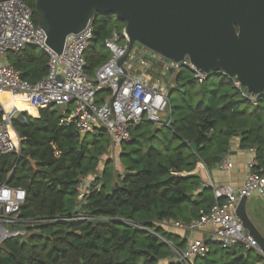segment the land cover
Masks as SVG:
<instances>
[{
	"label": "trees",
	"instance_id": "trees-1",
	"mask_svg": "<svg viewBox=\"0 0 264 264\" xmlns=\"http://www.w3.org/2000/svg\"><path fill=\"white\" fill-rule=\"evenodd\" d=\"M25 2L39 25L35 0ZM93 25L94 39L85 54L89 76L110 57L105 40L126 28L125 22L113 23L112 17L100 14ZM9 57L21 78L32 84L48 73L49 56L43 51L28 46ZM163 71L161 64L154 63L151 74L162 79ZM173 72L166 77L175 75L176 81L183 70ZM233 79L210 74L187 112L175 118L169 101L165 121L163 117L160 124L144 120L133 127L130 141L123 145L134 148L120 155L124 172L111 183L95 177L102 186L83 204L85 220L68 218L78 206V181L97 175L101 157L109 149L105 131L82 136L74 125H62L61 111L54 108L41 109L39 118L27 114L24 120L14 118L13 128L23 140L21 153L0 154V186L25 190L26 201L17 222L10 226L11 231L24 234L0 243V264H185L175 259L172 246L182 250L186 241L181 230L170 225L189 224L216 204L209 188L202 191L201 178L195 173L198 164L211 171L238 138L242 148L256 150V170H264V93L256 96L254 104ZM170 88L174 86L167 88L168 100ZM218 254V248L210 247L205 258L192 263L264 264L261 254L242 246L221 257Z\"/></svg>",
	"mask_w": 264,
	"mask_h": 264
},
{
	"label": "built area",
	"instance_id": "built-area-1",
	"mask_svg": "<svg viewBox=\"0 0 264 264\" xmlns=\"http://www.w3.org/2000/svg\"><path fill=\"white\" fill-rule=\"evenodd\" d=\"M93 39L94 25L90 23L81 33L68 37L64 50L59 55L48 46L47 36L35 24L33 10L25 0L0 3V94L9 92L14 96H24L40 109L53 106L66 109L74 105V109L63 112L60 123L74 125L82 136L104 130L109 137L110 147L118 149L130 141L133 127L144 120L160 124L161 116L169 110L167 87L160 78L151 74L154 63L163 66L162 73L187 68L201 84L207 79L208 74L199 71L188 58L181 63H174L139 45L130 49L126 28L122 34L113 32L105 40L104 46L110 52V57L96 70L94 76H89L86 73L85 54ZM28 46H35L49 56L48 73L36 84L23 80L20 72L3 60L7 54L21 52ZM122 60L124 62L121 64ZM233 81L240 91H244L236 78ZM104 91L110 93L109 97H100L99 103L97 96ZM243 96L252 103H257L256 96H252L247 90L243 92ZM15 113L8 112L0 100L1 155L21 153L20 144H16L11 136ZM250 152L253 157L247 165L249 173L241 188L233 190L202 182V188L214 190L217 203L208 213H203L199 219L189 224L176 222L170 225L188 233L209 228L207 241L184 236V249L172 246L177 261L193 264L195 258H205L210 252V244L219 245L224 250L242 246L245 251L259 252L257 242L248 235L236 216V209L243 198L249 199L256 194L264 197V170H256V150L250 148ZM219 168H233L228 155L222 159ZM196 170L207 168L199 163ZM101 186L94 177H81L76 185L78 206L75 215L68 219H87L81 213V208ZM220 200H224V204L219 203ZM25 201V190L11 188L7 184L0 186V232H4L3 235L0 234L2 242L12 236L24 234L22 231H11L10 226L17 222Z\"/></svg>",
	"mask_w": 264,
	"mask_h": 264
},
{
	"label": "water",
	"instance_id": "water-1",
	"mask_svg": "<svg viewBox=\"0 0 264 264\" xmlns=\"http://www.w3.org/2000/svg\"><path fill=\"white\" fill-rule=\"evenodd\" d=\"M35 7L59 55L97 15L115 16L126 23L130 49L139 45L174 63L188 58L202 73L236 78L252 96L264 93V0H35ZM247 203L240 201L236 216L264 255Z\"/></svg>",
	"mask_w": 264,
	"mask_h": 264
},
{
	"label": "crops",
	"instance_id": "crops-1",
	"mask_svg": "<svg viewBox=\"0 0 264 264\" xmlns=\"http://www.w3.org/2000/svg\"><path fill=\"white\" fill-rule=\"evenodd\" d=\"M33 47L36 51L38 50L39 53L42 51L39 48L35 47V46H30ZM3 60L9 62L11 64V60L9 57V54H7L6 56H4ZM12 65V64H11ZM153 75V74H152ZM16 97H21V96H15ZM28 100H23L22 102H20V107L22 108V111L17 110V108H14L16 110V113L14 115L15 118L17 119H23V115L27 114L32 118H39L40 117V108L35 107L33 104H31V107H35L32 109L36 110V115L31 114L30 109L28 108ZM33 105V106H32ZM56 106L50 107V108H55ZM74 105H70L68 106L66 109L65 108H60L61 111V115L63 114L64 111H70L72 109H74ZM11 108V107H9ZM44 109H49V108H44ZM59 110V109H58ZM12 132L14 133V138L16 140V144H20V142L22 143L23 140L19 137L18 133L15 131V129H12ZM21 146V144H20ZM228 157L229 160L232 162L233 164V168L232 169H227V170H222L219 168V164L214 167L211 171L208 170H195V173H197L200 178L201 181L207 184H212L215 187H219V186H223V187H228L230 189L233 190H238L239 188H241L246 180V177L248 175V169H247V165L250 162V160L253 157V154L250 152V148H242L240 145V139L235 138L232 141L231 144V148L228 152ZM258 164V161H257ZM91 176V175H89ZM93 177V176H91ZM208 188H202L203 190H206ZM209 194L215 198V193L214 190L212 188H209ZM211 192V193H210ZM216 200V198H215ZM224 200H220L219 203L224 204ZM217 203V200H216ZM247 211L248 214L250 216V218L252 219V221L254 222V224L256 225V227L260 230V232L264 235V197L260 196V195H253L248 199V203H247ZM208 229L209 228H204L202 230H199L197 232H193V233H188V232H180V234L184 237V236H189V237H193L192 239L194 240H205L207 241L209 239V234H208ZM0 234H4L3 231L0 232ZM2 237H0L1 239ZM1 241V240H0ZM2 243V241L0 242ZM255 251V250H254ZM259 254H261L258 251H255ZM262 255V254H261ZM264 258V255H262Z\"/></svg>",
	"mask_w": 264,
	"mask_h": 264
},
{
	"label": "rangeland",
	"instance_id": "rangeland-1",
	"mask_svg": "<svg viewBox=\"0 0 264 264\" xmlns=\"http://www.w3.org/2000/svg\"><path fill=\"white\" fill-rule=\"evenodd\" d=\"M110 17L113 18V23L118 20L115 16H110ZM102 51L106 52L105 49H103ZM37 52L39 53L38 50H37ZM182 70H183V72H182L181 78L176 80V81H175V77H176L175 75H172V76L170 75V76L166 77V74L168 72L161 74V76H162L161 80L164 82V84L167 85V88H169V86L170 87L174 86V89L170 88V90H169V95H170L169 101H170L172 107L174 108V117L175 118H177L181 114L187 112V109L189 106H194L196 104V101L198 99V97L196 96V93H198L200 90H202V87H203V84H201L199 81H197L195 79L194 73L191 70H188L187 68L176 69L173 73L177 74ZM155 72L156 71L154 69L153 73H155ZM188 82H189V84H188ZM211 84H212L211 82H209V84L207 83V86H206L207 89L211 88ZM224 89L230 90L229 86L224 87ZM109 94L110 93L107 91L99 93V95L97 96V100L99 101V103L101 102L100 97L101 98H105V97L107 98V97H109ZM54 109L60 110L59 107H55ZM168 112H169V110H167V112L161 116V117H163L164 121L166 119L164 115L165 114L168 115ZM148 128H149V126L144 127L142 129V131H146V129H148ZM103 134L105 135V137H104L105 140L109 139L106 132H103ZM100 141H102L101 138H100ZM133 148H134V146L130 145V144L121 145V147L118 149H114V148L109 146L107 153L103 157H101V163H100L98 172L96 173L97 175L93 176L94 179H95V177L98 176V177H101L103 182H110V183L113 182L116 179L117 175L124 172L123 160L120 157L122 150H124L127 153V152H130ZM105 167L107 168L106 173H104ZM210 247L213 249L218 248V251H219L218 257H221L224 254V252L227 251V250H224L219 245L211 244ZM211 257L216 258L215 256H211Z\"/></svg>",
	"mask_w": 264,
	"mask_h": 264
},
{
	"label": "bare ground",
	"instance_id": "bare-ground-1",
	"mask_svg": "<svg viewBox=\"0 0 264 264\" xmlns=\"http://www.w3.org/2000/svg\"><path fill=\"white\" fill-rule=\"evenodd\" d=\"M0 100L2 101V103L4 104V106L8 112H13V110H15L14 108H17V110L22 111L21 110L22 108H19V107H20V102H22L23 100H28V102H30L32 104V100H29L24 96L15 98V96L9 92H2L0 94ZM30 103H28V108L30 109L31 114L36 115V110L32 109L35 107L33 105H32L33 107H31ZM9 107H11V108H9ZM11 136H12L13 140L16 142V140L14 138L15 137L14 133L12 131H11Z\"/></svg>",
	"mask_w": 264,
	"mask_h": 264
}]
</instances>
